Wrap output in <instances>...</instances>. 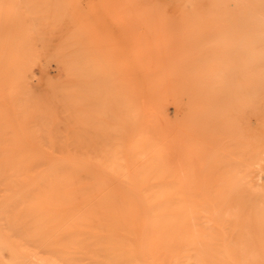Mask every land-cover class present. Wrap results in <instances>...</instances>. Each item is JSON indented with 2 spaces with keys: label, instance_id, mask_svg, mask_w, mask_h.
<instances>
[{
  "label": "bare ground",
  "instance_id": "1",
  "mask_svg": "<svg viewBox=\"0 0 264 264\" xmlns=\"http://www.w3.org/2000/svg\"><path fill=\"white\" fill-rule=\"evenodd\" d=\"M31 3L0 0V81L10 106L58 116L67 136L57 169L45 167L50 186L28 152L0 180L41 189L28 238L46 256L37 263L264 264V13L254 0H171L159 39L126 40L119 64L94 59L75 5ZM150 12L139 20L151 33ZM50 61L64 72L43 71L36 94L31 72Z\"/></svg>",
  "mask_w": 264,
  "mask_h": 264
},
{
  "label": "rangeland",
  "instance_id": "2",
  "mask_svg": "<svg viewBox=\"0 0 264 264\" xmlns=\"http://www.w3.org/2000/svg\"><path fill=\"white\" fill-rule=\"evenodd\" d=\"M31 1V4L38 3V0ZM64 1L76 6L77 15L81 20L91 23V31L88 30L86 33L88 28L83 29V31L93 41L92 45L94 44L96 49L100 50L98 55L93 54L94 59L97 58L98 60H95V62L97 61L100 64L108 59L107 56L109 54H111L110 61L113 64H119L127 53L126 40H132L134 42L133 45L138 48L147 47L146 44L144 45L147 41L150 43L151 40H158V29L163 28L160 27L158 19L164 16L166 11H171L169 9L172 7L168 4L171 3V0H130V3L127 0H61V2ZM163 1L166 3H163ZM262 1L264 0H254L260 15L264 13V4H262ZM191 6H193V3L190 1L184 3L187 11L191 9ZM143 10L153 11L151 18H148L150 19L148 25H151L147 28L148 30H152L151 33L150 31H145L144 23L139 20V16ZM43 14L48 13L45 12ZM27 20L32 24L36 23L33 19L28 18ZM177 28L179 29L180 27L173 25L165 27L166 34L168 33L167 37H173L174 30H177ZM212 38V33H208V39L211 40ZM152 55L153 53H146L141 50V56L152 57ZM38 62L43 64L44 59L39 58ZM55 62L50 61L43 69L33 68L31 72V83L33 82V86H31L34 88V93L37 94L38 92V86L40 84L38 80L43 71L48 77H51L50 79L58 78L64 72L62 65ZM230 90L231 88L227 87V91ZM8 97L9 90L0 81V176H6L5 172L1 170L3 169L1 167H7L9 163L6 162L9 159L28 152L32 154L39 167L38 169L41 171H37L40 175L38 179L39 184L43 188L50 186L52 182L47 179L48 172L45 171V167L48 166L47 163H50L56 168V164L62 158L60 152L63 150L59 147V144L67 136L63 128L64 126L61 124L58 116L45 119L44 116H42L43 118H39L38 116L34 117L32 114L27 115L23 113L22 109L25 106L22 107V102L19 100L14 103V106H10ZM173 110V107L169 106L166 111V117H168L169 123L175 121V119L172 121L175 118V112ZM66 150L72 149L68 146ZM17 165L27 166L25 163ZM30 180L34 181L33 178H30ZM40 190L36 187L25 190L21 187L8 186L6 180H0V264H38L37 262L39 261L37 258L44 256L36 250H33L28 242L30 224L32 222V207L36 199L40 197ZM60 237L63 239L67 238L68 234L63 233ZM51 258L55 260L54 257L51 256Z\"/></svg>",
  "mask_w": 264,
  "mask_h": 264
}]
</instances>
